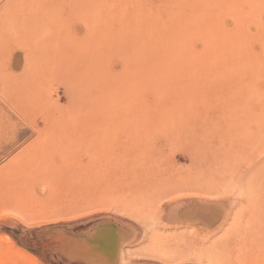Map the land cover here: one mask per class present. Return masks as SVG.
I'll use <instances>...</instances> for the list:
<instances>
[{
  "label": "rangeland",
  "instance_id": "obj_1",
  "mask_svg": "<svg viewBox=\"0 0 264 264\" xmlns=\"http://www.w3.org/2000/svg\"><path fill=\"white\" fill-rule=\"evenodd\" d=\"M9 13L0 40L41 17L81 36L88 24L97 47L0 54V264H84L62 240L108 222L130 264H264V0ZM194 203L210 222L173 216Z\"/></svg>",
  "mask_w": 264,
  "mask_h": 264
},
{
  "label": "bare ground",
  "instance_id": "obj_2",
  "mask_svg": "<svg viewBox=\"0 0 264 264\" xmlns=\"http://www.w3.org/2000/svg\"><path fill=\"white\" fill-rule=\"evenodd\" d=\"M15 1L16 0H0V2H1L0 4H2V6L0 8V23H2L4 21V19L7 18V16H10V13L9 12L11 11L12 6H13V4H14ZM23 2L24 1L21 2V5H22ZM38 2L39 1H37V3ZM57 2H58V0H57ZM40 3H43V2H40ZM30 4H32V3H30ZM18 5L21 6L19 4V2H18ZM39 5H42V4H39L38 3L36 7H38ZM39 8L42 9L40 6H39ZM78 8H80V7H78ZM15 10L16 9H14V11ZM29 10H32V9H29ZM98 10H99V7H98ZM43 11H44V9H43ZM41 12H42V10H41ZM42 14H43V12H42ZM44 14H45V12H44ZM77 14H78V11H77ZM22 15L24 17V15H26V13L25 14H22ZM41 16L43 17L45 15H41ZM35 17L37 18V16H35ZM11 18H13V16ZM18 18H20V17H18ZM25 18L26 17H24V19ZM39 18H41V17H39ZM39 18H37L36 20H38ZM43 19L44 18H41L40 20L43 21ZM29 20H31V19H29ZM36 20H35V22H34L33 25L34 26L37 25L35 27L37 30H35V28L33 26V27H31V28H34V31L33 32H32V29L30 28L31 31L29 30V31H25V32H17V33H14V36H12L10 39H8L6 41L5 40L4 41L3 40H0V44L2 43L0 45V54H2L3 56H5L4 58L7 59V58H11V57H13L15 55H18V54H23V53L26 54L27 51H29V50H35V49H39L42 52L45 51V50H50V51H52L50 53V55H52V54L61 55V54H70V53L73 54V53H79V52L80 53L81 52H84V54L88 52V54H89V52H92L94 50L93 48H96L97 47L96 46L97 41L95 40L94 34L91 31L92 29H91V27L88 24H87V26L85 25L86 29L84 28L85 31H86L85 32V35L84 36H81V35L78 34V32L76 30H75V32H73V30L70 27L67 28V29L64 28L63 25L62 26L59 25V27H56L54 25L55 20H54V22L53 21L50 22L52 24H48V27L53 25L51 28H48L46 26V23L48 21H46L45 19H44L46 21V22L44 21L45 24H44V22L41 21L43 28H41L40 25H39V24H41V22L39 23L40 20H38V21H36ZM80 20H81V18H80ZM88 20H90V19H88ZM184 20H186V18H184ZM203 20H202V22H203ZM178 21H180V20H178ZM6 22L7 21H5V23ZM37 22H38V24H37ZM176 22H177V20H176ZM187 22L189 23L188 20H187ZM227 22H228V20H227ZM61 23H62V21H61ZM203 23H201V26L203 25ZM26 24H27V21H26ZM28 24H29V21H28ZM204 24H206V23H204ZM38 25H39V27H38ZM198 25H199V22H198ZM44 26H45V28H44ZM73 26H72V28H73ZM183 27H186L185 24H184ZM0 29H2V28H0ZM170 29H172V28H170ZM178 29H180L182 31V28L179 27ZM191 29L192 28H190V30ZM168 33L170 34L171 32L169 31ZM172 35H173V33H172ZM172 35L170 34V36H172ZM2 37H4V36H2ZM150 37H152V35ZM150 37H149V39H150ZM154 39H156V38H154ZM197 41H199V40H197ZM202 42H203V38H202ZM165 46H166V43H165ZM197 46H199V45H197ZM180 47H181V45H180ZM140 48H141V46H140ZM165 50H166V48H165ZM165 54H167V53H165ZM79 59L81 60V58H74L73 57L70 60V63L69 64L79 63ZM210 208H211V206H210ZM180 211L181 212L184 211V213H182L183 216H186V218H189V220H191V219L192 220H194V219H200V220L208 219L209 222H210V219L212 220V217H214V213L213 212L211 213V211L208 208H203L202 206L200 207L199 205H196V204L194 206H192V207H186V208L184 207V209H181V210L177 211L173 216L179 217L181 214L178 213V212H180ZM177 213L179 214V216H177L178 215ZM173 216H172V218H173ZM106 224H108V226H110L111 228H109V227L106 228V226H102L103 225L102 224V225H99V226H96V227L92 228L90 231L86 232L82 236H74V237L71 236V237H68L67 239L66 238L63 239L62 241H64V242L61 245L64 244L63 245V251L65 252V255L67 256V258H69L72 261H80V262H82L84 264H115L117 260L120 261V264H130V262H131V260H132L133 257L130 255V253L128 252V249H127V245H128V244L126 245V243H127V240H126L127 234H122L118 238L117 237L115 238V235L113 233L115 231L114 229H116L117 231H121V232H123L124 230L114 227L110 222H108ZM132 232H133V234H135L133 230H132ZM133 237H135V236H133ZM157 241L154 240V243L157 244L158 243ZM120 242H122V247H121L120 252H119V247H120L119 246V243ZM156 247H158V246H156ZM118 252H119V256L117 255ZM116 255H117V258H116Z\"/></svg>",
  "mask_w": 264,
  "mask_h": 264
}]
</instances>
